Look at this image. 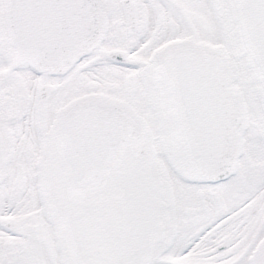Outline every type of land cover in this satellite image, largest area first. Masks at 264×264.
<instances>
[{"label":"snow or ice","instance_id":"6c2138e0","mask_svg":"<svg viewBox=\"0 0 264 264\" xmlns=\"http://www.w3.org/2000/svg\"><path fill=\"white\" fill-rule=\"evenodd\" d=\"M0 264H264V0H0Z\"/></svg>","mask_w":264,"mask_h":264}]
</instances>
